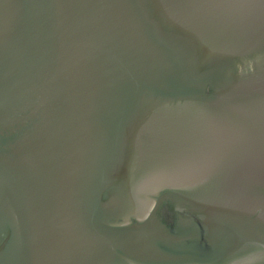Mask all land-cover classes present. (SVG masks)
<instances>
[{
	"label": "water",
	"instance_id": "obj_1",
	"mask_svg": "<svg viewBox=\"0 0 264 264\" xmlns=\"http://www.w3.org/2000/svg\"><path fill=\"white\" fill-rule=\"evenodd\" d=\"M0 264H264V0H0Z\"/></svg>",
	"mask_w": 264,
	"mask_h": 264
}]
</instances>
